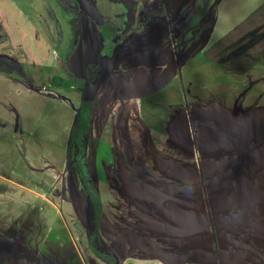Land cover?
I'll list each match as a JSON object with an SVG mask.
<instances>
[{"label": "rangeland", "instance_id": "rangeland-1", "mask_svg": "<svg viewBox=\"0 0 264 264\" xmlns=\"http://www.w3.org/2000/svg\"><path fill=\"white\" fill-rule=\"evenodd\" d=\"M113 1L125 9L118 36L123 50L115 65L135 57L156 64L167 59L153 72L158 85L144 83L131 96L166 84L173 90L164 94L170 105L140 112L138 99L122 104L120 92L111 93L105 84L92 111L87 158L102 174L108 131L116 157L108 154L104 162L116 167V147L123 146L124 134L119 124L162 123L178 139L176 173L191 175L183 182L175 179L177 188L187 189L171 192L172 198L151 192L159 204L136 190H123L116 179L101 180L102 246L123 264H264V60L252 72L238 74L205 57L253 13L264 14V0H158L153 10H147L148 2L138 7L135 0ZM261 20L259 15L256 22ZM139 25L144 32L137 34ZM262 32L240 36L242 46L218 59L229 63L252 49ZM101 35L87 15L61 0H0V264H110L88 245L85 219L95 194L87 193L76 172L71 142L84 91L76 55ZM142 69L146 81L151 72ZM55 76L73 86L52 87ZM131 78L118 73L109 80L119 90ZM246 116L237 128L223 131L222 123ZM249 179L252 194L237 197L228 208L212 200L246 192L241 187ZM129 180L132 186L135 180ZM170 205L185 213L193 227L172 219Z\"/></svg>", "mask_w": 264, "mask_h": 264}, {"label": "flooded vegetation", "instance_id": "flooded-vegetation-1", "mask_svg": "<svg viewBox=\"0 0 264 264\" xmlns=\"http://www.w3.org/2000/svg\"><path fill=\"white\" fill-rule=\"evenodd\" d=\"M61 1H63V3L66 5L67 8L76 7L77 9L82 11V13L87 15V17L90 18V16L87 13L81 10L80 5L77 2V0H61ZM85 1L93 4L96 10L100 13V15L106 20L107 23L105 24V28H107L108 31H110L111 33L118 32L119 34H121L123 27L122 25H120L122 23L120 19L122 18L123 20L124 11H125V9L123 8L124 6L121 4V2L113 1V0H103L104 1L103 4L106 5V10L105 9L103 10L104 12H106V14L104 15L100 11V7L102 8V6H100L101 0H85ZM135 1H137L138 7L142 6L144 2H148V4L146 5L147 10H153L154 6L157 5L156 3L158 2V0H135ZM91 20L95 23L96 27L100 29L101 31L100 25L97 24L93 19ZM142 28H143V25H139L135 27V30H134L136 31L135 33L139 34V32L141 31L143 33L144 31L142 30ZM134 31L132 30L131 32H134ZM98 41L100 42V49L97 54L95 49H96ZM173 42L175 44V41ZM122 50H123V47L121 43L118 44V46H115L114 49H112V47L110 46V48L105 50L103 47L102 39L99 37L96 38V40L92 44L89 43L88 41L85 43V45L83 46V49L81 48L77 52V55H76L77 70L79 72L78 77L80 81L84 82V91H85L86 83L88 81L96 80L97 74L100 70V62H101L100 59L101 58H106V59L111 58L112 61H111L110 71L108 73V76L105 78V80L101 84L98 94L99 92H101L103 87L105 88V84L108 83L109 85L108 89L110 90L111 93H116V91L120 92L119 97H120V102L122 104H124L125 102L133 98L138 99L139 101L138 108L140 112L153 109L154 107L158 106L157 104L159 105H162L161 103H164L165 105L169 104L170 99L165 98L164 94L173 90V87H171L172 84L171 85L166 84L165 87L164 88L162 87L159 91L154 90V89H151V91L145 90V92L144 91L138 92L137 96L135 97L131 96L134 90L137 88H140L144 83L145 85L147 84V86H150L148 82L153 81V78L155 77L153 72L155 71V69H161L162 67H165L167 63V59H164V61L161 64H156L155 61L153 62V61L146 60L143 58L135 57V58H128L125 62H123L119 66H116L115 65L116 55ZM79 59H81L82 65H84V63L88 62L89 60L88 62L89 64L85 69V73L83 74L82 79L80 78L81 71L79 69L80 67ZM94 60H96V62L93 63L92 61ZM129 68H132L133 70L127 71ZM142 68H145L147 70V73L151 72L150 75L147 77L146 81H143V78H142V74L144 75V71ZM135 70H138L139 73L138 75H135L133 78H131L130 77L131 72H134ZM118 73H120L124 77L126 76L131 79L128 82L127 81L125 82L124 87H121V89L119 90H115L116 85L114 87V84H112V80H109V79H111L113 75H116ZM153 82L155 84L157 83V85L159 83L157 81H153ZM84 91H83V97H84ZM98 94H97V97H98ZM187 98H186V93H185L184 100H187ZM143 100H145L147 104L144 103ZM95 105H96V100H95L94 106L87 110V111L91 110V124H92V111L95 108ZM81 106H82L81 110L85 109L83 105V99H82ZM122 124H125V123L119 124L120 126L118 129L124 130V134L122 137L123 146L120 148L117 145H115L117 146L116 149L119 148L118 149L119 163L117 164L116 167H114L104 162L105 156L106 158H108L107 156L108 154L109 156L111 155V156L116 157V153H114V150H112L111 146L108 145V141L115 143V140H113L114 136H112V131H108L107 133H108L109 139L108 141H106V147L104 148V152L106 151V155H104L102 159V162L104 163L101 168L102 174L101 172L100 174L97 173V170L91 164L92 161L90 160L91 167L89 169L90 177L88 179V183L91 186L89 187L90 188L89 192L94 193L97 196L98 188L100 185L99 183H101V180H103L104 183H107L109 182L108 180L116 179V182L114 184L121 186L123 190H129V191L136 190L138 191V193H140L138 195H140L141 197H144V199L148 201H153L159 204V202L155 201V199L157 200V197H154V198L149 197L151 192H155L156 194H164L165 196L172 198L170 196L171 192L180 191V189H184V188L186 190L187 186H180L179 188L175 186V182H176L175 179H178L180 182H183L185 181L184 178L189 177L191 174L187 176V175L182 174L181 172L176 173L177 167L175 168V156H176L175 142L178 139L174 138L173 136L174 132L171 131L172 130L171 127L166 124H162V123H154V122L141 121V120H138L132 123V126H130L129 124H127L126 126H123ZM230 127H234V125L231 124L229 121L222 123L223 131L228 132L229 130L228 128ZM234 128H237V127L235 126ZM202 140L203 138L201 137L198 140V145H201V146L204 145L202 143ZM98 147H101V146L98 145ZM98 147H97V150H99ZM109 162L111 163L110 160ZM115 170H117L118 173ZM195 171L196 170H194V172ZM196 173H197L196 176L200 174L199 171ZM80 177L81 176H79V178ZM131 177L134 178L135 180L132 186H130L129 184V182H131L129 180ZM161 177L164 179L166 177V179L158 180V178H161ZM154 178H156V181L154 180ZM251 184H252V180L250 179L246 180L243 183V186L241 188L244 190L247 189V191L246 192L243 191L242 193H239L237 191L235 192L237 196L230 194L228 195L229 198H226L222 194L223 197L222 196L220 197L211 196L212 200L218 203V207L220 209H224L226 207L228 208L230 205L235 204L236 201L238 202L237 197H245V196H249L250 194H252L253 191H251L250 189ZM144 194L148 196L145 197ZM224 197L226 198V201L218 202V200H222V198ZM175 198H179L180 199L179 202L180 203L182 202L180 197L176 196ZM245 199L247 200L245 201V203L250 201L248 197ZM100 201H101V198H100ZM167 204L169 205V203ZM190 207L191 205L187 207L185 206L184 208L181 204H179V208L181 209L191 210L192 208ZM167 208H171L175 212L177 211L176 206L170 205L169 207L167 206ZM196 210L198 211L199 219L204 220L205 217L201 215V209L196 208ZM171 212L169 214L172 219L179 221L180 223L188 226L189 228L193 227V225L192 226L190 225L189 223L190 219L189 217H187L185 213H181V212L171 213ZM194 226H198V225H194ZM116 262L117 261H115V263Z\"/></svg>", "mask_w": 264, "mask_h": 264}, {"label": "trees", "instance_id": "trees-1", "mask_svg": "<svg viewBox=\"0 0 264 264\" xmlns=\"http://www.w3.org/2000/svg\"><path fill=\"white\" fill-rule=\"evenodd\" d=\"M259 15L262 20L260 22H256V18L258 19ZM120 20L121 22L124 21L122 18ZM99 25L101 28V38L104 49L107 50L110 46L114 49L115 46H118V44H120V41L118 40L119 33H111L107 30V28H105V24L100 23ZM251 30H263L261 34L262 39L258 40V42L251 47L252 49L237 55L234 59L230 60L229 63H221L218 56L221 54L228 56L227 54L237 51L242 46L240 36L246 34L247 32H252ZM256 48H258V51L254 52ZM205 57L228 73L248 74L252 72L264 60V14H261V11L259 10L253 13L225 38L218 41L211 49H209V51L205 53ZM51 86L54 88H71L73 84L62 76H55L51 80ZM90 127L91 110L87 111L83 109L76 118L72 131L71 142L74 150L73 163L77 174L81 176L83 182L85 183L88 194L90 193L89 187L91 186L88 183V179L90 177L89 169L91 165L90 160L87 158V154H89L91 148L89 137ZM89 205L90 208L85 219L89 248L100 260L114 264V261H116L115 258L102 246L99 237V207L101 205V201L98 195H94L93 198H91Z\"/></svg>", "mask_w": 264, "mask_h": 264}, {"label": "water", "instance_id": "water-1", "mask_svg": "<svg viewBox=\"0 0 264 264\" xmlns=\"http://www.w3.org/2000/svg\"><path fill=\"white\" fill-rule=\"evenodd\" d=\"M77 2L80 5L81 10H83L85 13H87L91 19H93L97 24H106V20L100 15V13L96 10L95 6L85 0H77ZM100 49V42H97V46H96V53L98 54ZM100 70L97 74L96 80L95 81H88L86 83V87H85V91H84V97H83V105L85 107L86 110L90 109L91 107L94 106L99 88L101 86V84L103 83V81L105 80V78L108 76V73L110 71L111 68V61L112 59H106V58H101L100 59ZM89 62V60H88ZM88 62H85L84 65H82L81 63V59H79V69L81 71V76L80 78L82 79L83 74L85 73V69L88 66ZM93 63L96 62V60L92 61ZM249 119L248 116L246 117H239V119H236L235 121H231L230 123H232L233 125H239L241 124L243 121H247ZM235 125V126H236ZM115 264H123L120 261H117Z\"/></svg>", "mask_w": 264, "mask_h": 264}]
</instances>
